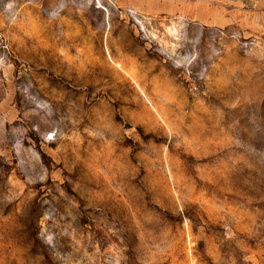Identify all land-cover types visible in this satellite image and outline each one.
<instances>
[{"label": "rangeland", "instance_id": "rangeland-1", "mask_svg": "<svg viewBox=\"0 0 264 264\" xmlns=\"http://www.w3.org/2000/svg\"><path fill=\"white\" fill-rule=\"evenodd\" d=\"M0 264H264V0H0Z\"/></svg>", "mask_w": 264, "mask_h": 264}, {"label": "built area", "instance_id": "built-area-1", "mask_svg": "<svg viewBox=\"0 0 264 264\" xmlns=\"http://www.w3.org/2000/svg\"><path fill=\"white\" fill-rule=\"evenodd\" d=\"M95 1H97V2H101V3L103 2V0H95Z\"/></svg>", "mask_w": 264, "mask_h": 264}]
</instances>
